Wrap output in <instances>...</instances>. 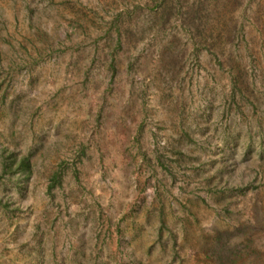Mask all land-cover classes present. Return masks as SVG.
<instances>
[{"label":"rangeland","instance_id":"rangeland-1","mask_svg":"<svg viewBox=\"0 0 264 264\" xmlns=\"http://www.w3.org/2000/svg\"><path fill=\"white\" fill-rule=\"evenodd\" d=\"M0 264H264V0H0Z\"/></svg>","mask_w":264,"mask_h":264}]
</instances>
